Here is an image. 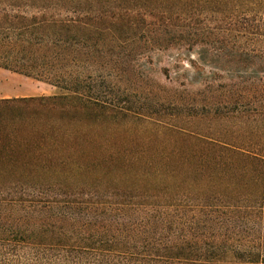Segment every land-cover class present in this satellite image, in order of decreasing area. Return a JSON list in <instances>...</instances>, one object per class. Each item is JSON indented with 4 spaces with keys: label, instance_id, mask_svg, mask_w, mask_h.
Masks as SVG:
<instances>
[{
    "label": "trees",
    "instance_id": "16d2710c",
    "mask_svg": "<svg viewBox=\"0 0 264 264\" xmlns=\"http://www.w3.org/2000/svg\"><path fill=\"white\" fill-rule=\"evenodd\" d=\"M168 51L201 86L133 107ZM0 69L65 93L0 100V264H264V0H0Z\"/></svg>",
    "mask_w": 264,
    "mask_h": 264
},
{
    "label": "rangeland",
    "instance_id": "374dc122",
    "mask_svg": "<svg viewBox=\"0 0 264 264\" xmlns=\"http://www.w3.org/2000/svg\"><path fill=\"white\" fill-rule=\"evenodd\" d=\"M179 57V58H178ZM133 58L129 56V59ZM197 57L193 53L177 52H155L149 56L134 57V63L131 66L126 65L127 72L135 71L134 75L139 77L133 82H123L119 86L126 99L132 103L133 107H141L142 99L145 95L152 102L156 101V96L161 99H167L170 94H177L178 91H196L200 87L203 78H199L196 72L189 66V61ZM178 64V68H176ZM129 75H127L128 77ZM177 92V93H176ZM65 93L47 83L25 77L0 69V100L13 98H31V97H50L60 96ZM158 96V97H159ZM153 98V99H152ZM190 100L199 101V98L188 97ZM131 105V104H130ZM184 129L186 132L196 133L203 136L215 137L224 127L216 123H209L205 120L181 119L173 121L170 118L161 119ZM129 126L135 129V133L142 128L139 124L130 123Z\"/></svg>",
    "mask_w": 264,
    "mask_h": 264
}]
</instances>
